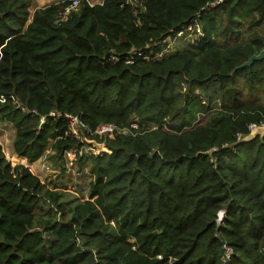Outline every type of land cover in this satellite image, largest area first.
<instances>
[{"label": "trees", "instance_id": "trees-1", "mask_svg": "<svg viewBox=\"0 0 264 264\" xmlns=\"http://www.w3.org/2000/svg\"><path fill=\"white\" fill-rule=\"evenodd\" d=\"M68 5L30 15L0 0L12 151L35 162L51 142L63 171L80 145L66 114L128 131L77 161L88 200L12 167L0 145V264H264V136L245 141L264 126V59L235 70L264 49V0H82L61 20ZM192 23L203 37L125 62Z\"/></svg>", "mask_w": 264, "mask_h": 264}, {"label": "rangeland", "instance_id": "rangeland-1", "mask_svg": "<svg viewBox=\"0 0 264 264\" xmlns=\"http://www.w3.org/2000/svg\"><path fill=\"white\" fill-rule=\"evenodd\" d=\"M28 5V12L30 15L34 12V10L49 6L54 3L64 2L66 0H21ZM86 4L89 6L100 4L103 0H84ZM129 1V0H127ZM199 27V24H197ZM193 26L191 25L188 29L190 32L193 31ZM195 33L201 34V30L195 29ZM180 34L176 35V38L167 39L166 43L169 44L167 49L165 48V52H170L171 48L179 49L181 46V41L179 40ZM189 37V41L192 42L195 34L191 33L187 35ZM198 91V90H197ZM246 96V95H244ZM254 97H258V95H252ZM249 97V96H248ZM247 97V98H248ZM249 97V98H254ZM263 98V96L258 97ZM255 132V131H253ZM252 132V133H253ZM250 133V134H252ZM14 137V129L12 126L6 122L0 123V145L2 147V152L4 154V159L7 161L12 167L16 165H22L29 170V172L37 177L41 184L45 185L49 189L60 190L64 193H68L71 197H76L82 200H88L89 197V183L92 179L89 177L90 173L88 167L83 168V172L79 170L78 159L76 161L68 162L65 166V170H59V164L56 161V151L52 148V143L50 142L43 152V154L38 158L35 162H29L25 157L22 159H17L18 155L14 154L12 151V140ZM107 136H102L101 138L93 139L84 137L82 140L86 143L94 142L95 145L98 146V152L93 154H87L85 156H101L103 153H110L104 145V141ZM74 165V166H73Z\"/></svg>", "mask_w": 264, "mask_h": 264}, {"label": "built area", "instance_id": "built-area-1", "mask_svg": "<svg viewBox=\"0 0 264 264\" xmlns=\"http://www.w3.org/2000/svg\"><path fill=\"white\" fill-rule=\"evenodd\" d=\"M68 1H69V5L65 8V11L63 14L64 16L61 18V20H63L70 11H76L79 8L80 2L82 0H68ZM191 25H194L192 32H190V29H188ZM195 29L201 30V28L198 27L196 23H192V24H188L187 26L181 28L179 31H171L167 37L160 40L155 46H152L145 50H137V51L132 52V54H130L126 58L125 62L130 64L138 60L160 59L164 57L165 55L170 54L177 50V49L173 50L171 48L170 52L164 51V49L165 48L167 49V46H169V44L166 43L167 39L176 38V35L180 34L178 38L182 42V37L187 33L188 34L194 33L195 34L194 39L196 37L204 36L202 30H201L202 32H200L201 34H197L194 31ZM187 41H189L188 36H187ZM116 62H118V58L113 55H110L102 63H116ZM20 109L24 111L23 108L20 107ZM64 120L67 122L68 132L70 136L80 141V145L78 147L64 152V159L66 160V164L68 162L70 163L71 161H76V159L82 158L87 154L95 155L98 152V146L95 145L94 142L86 143L85 141L82 140L84 137L97 139V138H101L102 136L108 135L110 137L114 133H124L125 131H128L126 128L119 129L110 124L99 125L94 130H89L87 126L83 122H81L78 117L71 115V114H66L64 116ZM40 122H41L40 124H43L44 118L41 119ZM130 127L137 128L135 124H131ZM249 129H250V133H252L257 128L251 126ZM231 255H232L231 248L225 247V254H224V258L222 259V262L225 263L226 260Z\"/></svg>", "mask_w": 264, "mask_h": 264}, {"label": "water", "instance_id": "water-1", "mask_svg": "<svg viewBox=\"0 0 264 264\" xmlns=\"http://www.w3.org/2000/svg\"><path fill=\"white\" fill-rule=\"evenodd\" d=\"M264 59V49H262L258 54L251 55L245 62H243L240 66L236 67L235 70L242 69L244 67L250 66L254 61H260ZM264 136V126L258 127L255 132L252 134H249L245 141L250 142L256 137H262ZM223 213H220V216H222ZM219 224V221L217 225Z\"/></svg>", "mask_w": 264, "mask_h": 264}, {"label": "crops", "instance_id": "crops-1", "mask_svg": "<svg viewBox=\"0 0 264 264\" xmlns=\"http://www.w3.org/2000/svg\"><path fill=\"white\" fill-rule=\"evenodd\" d=\"M17 157H20V156H17ZM23 157H20V158H17V159H22ZM22 165H23V163H22Z\"/></svg>", "mask_w": 264, "mask_h": 264}]
</instances>
